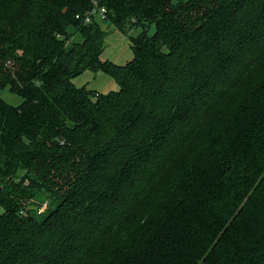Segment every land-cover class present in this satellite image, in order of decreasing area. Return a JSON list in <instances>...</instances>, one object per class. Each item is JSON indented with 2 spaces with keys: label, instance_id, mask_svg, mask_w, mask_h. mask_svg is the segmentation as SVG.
<instances>
[{
  "label": "trees",
  "instance_id": "16d2710c",
  "mask_svg": "<svg viewBox=\"0 0 264 264\" xmlns=\"http://www.w3.org/2000/svg\"><path fill=\"white\" fill-rule=\"evenodd\" d=\"M5 87L0 264H264V0H0Z\"/></svg>",
  "mask_w": 264,
  "mask_h": 264
},
{
  "label": "rangeland",
  "instance_id": "374dc122",
  "mask_svg": "<svg viewBox=\"0 0 264 264\" xmlns=\"http://www.w3.org/2000/svg\"><path fill=\"white\" fill-rule=\"evenodd\" d=\"M104 18H101L97 14H95L93 17V20L99 23L102 29L107 31L103 42V51L101 54V59L110 60L118 65H123L133 56L132 51L129 47L130 45L129 37L135 36L140 31V29L131 28L128 29L127 33H122ZM152 31H153V27H151L149 32L151 33ZM72 81L75 85L84 87L88 90H91L92 92L108 93L117 90L118 88V85L114 80V78L110 74H107L103 71L93 72L87 69L76 75L72 79ZM0 94L2 98L11 105H18L22 100V98L19 95L10 92L7 87L3 88ZM43 196H44V191L41 190V192L36 194L35 200L34 199L31 200V202H36V203L39 202L38 203L39 208L42 205L46 206L47 205L46 200L43 199ZM30 206L34 207L35 204H32Z\"/></svg>",
  "mask_w": 264,
  "mask_h": 264
},
{
  "label": "built area",
  "instance_id": "2783aa9c",
  "mask_svg": "<svg viewBox=\"0 0 264 264\" xmlns=\"http://www.w3.org/2000/svg\"><path fill=\"white\" fill-rule=\"evenodd\" d=\"M105 8L104 7H92V9L90 11H88L86 13V15L83 17V23L87 24V23H92L93 21V17L95 14L99 15L101 18H104L105 14ZM76 17H78V15H76ZM45 208V205H42L40 208H38V212L43 211V209Z\"/></svg>",
  "mask_w": 264,
  "mask_h": 264
}]
</instances>
